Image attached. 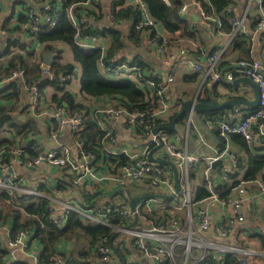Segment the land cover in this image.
Wrapping results in <instances>:
<instances>
[{
  "label": "built area",
  "instance_id": "2783aa9c",
  "mask_svg": "<svg viewBox=\"0 0 264 264\" xmlns=\"http://www.w3.org/2000/svg\"><path fill=\"white\" fill-rule=\"evenodd\" d=\"M55 5L51 11V2L46 0L40 7V13H36L31 7L26 8V20L22 23L23 31L29 35L36 37L38 33H43L50 29L56 22L58 11L61 8L62 0H53ZM100 0H83L79 3H74L66 6L69 19L75 28L74 39L78 47L83 49L99 48L102 54L106 51L100 40L102 37L99 34H93L85 31L89 25L93 24L98 19ZM115 11L123 7H131L138 9L139 19L134 24L136 31H142L144 43L148 50L155 54L168 53L169 50L177 53L179 59L176 63L169 66V69L161 73L154 67L148 68L145 78L141 79L140 68L136 65L130 66L129 63H122L114 66L106 67L99 60L98 67L101 75L108 80L121 81L129 80L143 91L145 102L148 105L143 110L128 111L126 107L117 103V99L108 101L101 109L103 119L99 122V126L105 131L104 138L112 144L116 142V135L112 131V124L116 122L121 129L128 130L132 128L135 133L144 137L147 143L143 149L134 151L131 155H126L124 160L120 159L121 155L117 154L116 159L111 161L109 178L117 186L115 199L117 201H109L92 206L87 210H80L73 203L64 200H57L56 194L58 191H53L50 195L44 194L41 191L40 185L43 182V176L39 175L34 178L32 186L27 185L26 178L23 174L15 169V164L22 167L35 169L41 165L47 167H55L60 172V178H69L71 184L81 185L86 179L95 180L93 172V163L95 154L87 149L86 139L81 136L84 129V114L86 110L70 114L64 102L58 105L56 102L49 105L44 104L42 94L38 91L37 86L24 87L30 91V99L27 104V111L30 116L37 119L42 130L53 123L52 128L49 127V138L55 140L58 133L67 128L72 137V145L56 144L51 148H38V153L30 157L27 149L14 145L7 152H0V192L7 195L6 202L10 204L12 210L30 216L21 205L18 197L24 194L36 197H45L48 200V216L50 222L62 229L65 227L69 213L75 211L82 219L90 220L94 224L102 225L111 228L119 233L118 242L122 246L125 243H131L136 248L141 257L151 264H176L175 247H184V257L180 264H187L190 257L191 247H203L199 242V237L195 231L189 230L187 238L186 232L182 229L179 221L175 217H169L157 226L153 225L147 218V214L165 209L167 202L160 198H148L139 201L134 209L129 205V196H126L128 186L132 181L135 184L147 185L154 188L156 193L174 192L172 171L167 170L163 165L151 163L147 160L149 149L155 148V153L160 152V156H155L157 160L171 161L178 175L180 185L179 193L174 197V200L181 199L183 204L190 206V176L192 171L199 165H202L201 176L204 185L208 188L209 195L201 200L200 205L195 212V217L198 221L199 230L205 232L212 226L211 209L216 204H220L227 211L228 216L224 223L215 225V230L220 237H225L229 232V226L234 222L245 221L242 214L246 204L252 205L255 202L256 195L251 193L246 187L245 182L240 181L236 185L229 183L230 173L237 167L236 153L231 149L229 144V136L232 134L242 136L248 143H251L254 138V133L263 135L264 128V64L256 59L250 61L238 60L230 66L221 67V56L223 51H209L205 48H198L196 43L189 37L174 35L163 36L156 30V23L148 14L147 6L140 0L132 2L122 0H112ZM169 3L168 0H164ZM247 7L240 10L238 6L233 5L227 11L231 13L230 23L232 30L230 33H225L222 30L221 22L216 18L214 12L203 6L201 0H183L179 9V15L186 16L191 9L197 12V16L205 29L212 34L226 35L232 40L235 37H253L258 33H264V9L262 8V0H246ZM115 4V5H114ZM60 5V8L58 6ZM253 5L258 12L253 26L252 33L249 34L243 27L246 10ZM89 9L83 13L76 11L78 7ZM1 12V4H0ZM182 17V16H181ZM109 18L114 20L112 12H109ZM152 29L156 30L157 36H151ZM108 39V38H107ZM195 51L193 60L187 58L191 50ZM3 50H0V54ZM5 57V56H4ZM185 58V59H184ZM188 66L192 71L201 74L202 85L196 96L201 97L203 89L210 85L225 84L229 89H234L232 82L240 77H247L253 81L258 88V103L255 108L246 112L235 110V113L240 117L235 122H227L226 120H206L201 118L196 112L190 111L186 115L187 127L194 122L197 117L203 127L217 135L221 143L224 142L222 149L216 156L205 158L189 155L185 149L180 148V136L169 135L167 132L160 130L157 135L152 133L155 127L154 119L160 120L163 116L172 113L180 103L173 100L170 96V89L175 83V72L178 66ZM43 77L51 80L50 67L45 66L42 69ZM25 70L22 67H16L12 73L5 79L0 81V89L3 88L8 81L24 82ZM74 77L73 74L67 77H60L63 82L66 79ZM244 91V90H243ZM197 115V116H196ZM113 121V123H111ZM48 128V127H47ZM34 139L33 137H31ZM226 156L232 162L230 168H222L220 170L219 180L227 185L228 195L222 201L218 202V192L214 189L216 186V177L211 175L210 166L214 161ZM258 187V193L264 195V182L255 181ZM87 183H85L86 185ZM64 185V184H63ZM171 193V194H172ZM61 194V193H60ZM62 195V194H61ZM122 198V200H119ZM218 202V203H217ZM207 203V204H206ZM216 203V204H215ZM250 212V211H249ZM137 221L132 225L134 218ZM264 235V228L262 229ZM34 230L19 229L7 241L8 252L3 259V264H14L22 261L24 255H29L33 264H64V258L56 251L48 257L46 261H41L38 254L33 251L28 254V241L33 237ZM108 238L103 237L98 241L95 253L106 261L109 256H113V251L107 243ZM242 251L235 246L212 247L205 253L202 252L194 263H197L204 258L211 257L216 263L222 264L224 256L227 254L237 255ZM245 252V251H244ZM243 263V259L239 258ZM125 264H135L132 260Z\"/></svg>",
  "mask_w": 264,
  "mask_h": 264
},
{
  "label": "crops",
  "instance_id": "0c3cea01",
  "mask_svg": "<svg viewBox=\"0 0 264 264\" xmlns=\"http://www.w3.org/2000/svg\"><path fill=\"white\" fill-rule=\"evenodd\" d=\"M45 1L46 0H0V4H1L0 23H4L6 17L9 16L10 13L12 12V17L9 21V25H11L10 27L17 26V33L15 34V38L21 45H23V48L19 46L18 47L11 46L10 47L11 52L7 53L5 57L10 58L11 53H23L24 51L30 50L31 52L34 53V57L37 60L41 59L43 61L44 53L46 51H49L56 54V56L53 58L54 61L58 57L57 52L55 51L60 50L59 53L60 62L63 64H68V63L73 64V68L70 71V74L71 75L73 74L74 77L67 79L64 91L72 96L75 103L80 104L82 107H84V109L87 108L90 111L100 113L101 119H103L101 109L103 108L104 105L108 103V101H111L112 99L115 98L117 99L118 104L122 105L123 102L120 101L119 98L115 96L88 97L82 94V92L80 91V84H79V79L81 76V68L79 64L74 63L73 57L68 47L61 42L40 43L34 36L29 35L27 32L23 31L22 29L21 25L26 20L25 17V13L27 10L26 8L31 7L36 13H40L39 9L44 4ZM126 1L132 2L134 0H126ZM180 1L182 3L183 0ZM242 1L246 2L245 6L247 7L246 0H239L237 6L240 7V2ZM98 4H99L98 6L99 14H98V19L93 23L94 30L102 29L106 25H109L111 23L109 18V12L111 11V6L113 7V1L100 0ZM252 7L253 10H251ZM58 8H60V5L58 6ZM86 9H89V6L87 8L78 7L76 11L81 14ZM257 14L258 12L256 11L253 5H251L246 10V16L244 18L243 27L246 30V32L249 34L252 33L251 29ZM181 16L180 18L196 26L198 32L196 33L194 38L192 37L190 38L196 43V46L198 48H205L209 51H215L217 49L223 51V54L221 56L223 68H226L230 66L233 62L238 61L240 56L242 57L246 56L244 52H240V50L234 47V43L226 35L212 34L210 31L206 30L204 25L200 23L199 18L197 16V12L195 10L193 9L189 10L184 18L183 15ZM118 28L123 33H125L127 26L121 23L119 24ZM156 28L158 33H160L163 36L166 37L168 35L169 37L174 36L168 34V32L163 28V26L160 23H158ZM179 34L180 33L177 32L175 35H179ZM104 37L106 38L100 40V43L102 44L104 49H107L110 45V39H107L109 38L108 36H104ZM240 39L247 41L249 46L250 44H252V50L251 51L249 50L248 57L249 58L252 57L256 60H259L264 64V33L255 34L251 39L250 37L249 38L243 37ZM47 44L51 45L52 50L55 51L44 50V47ZM2 46L4 47L6 46V44H3ZM142 46L144 47H141L142 49H140V54L145 58L147 64L145 70L142 72L144 75L147 74L148 68L151 67H154L161 73H164L169 69L170 65H173L178 60H180L177 53L171 50H169L168 53L159 54V55L151 51L149 54H146L145 50L148 49L146 48L143 39H142ZM195 51L198 52L199 50L197 49H195L194 51L191 50L187 55V58L193 60V56H195L196 54ZM137 52L139 51L137 50ZM1 59H4V56L1 57ZM130 60H131V52L127 51V56H126L127 62L124 63H129L128 61ZM53 61L51 65L53 64ZM44 65L48 66L45 63ZM129 65L132 66L135 64L129 63ZM202 80L203 79L200 73L192 71L188 66H182V65L178 66L175 72V83L170 89V96L173 98L174 101L180 103V107H178L172 113L163 116L161 119L168 118L173 114L179 112L183 101H185L186 99L192 98L195 99L196 101H201L202 99L208 97L210 101V96L212 92L214 93L213 99H216L218 101H224L226 99H230L229 98L230 96L239 97L246 101H253L254 99L252 88L246 83H239L238 85L234 86V89H229L225 84L210 85L209 87H205L203 89L202 91L203 94L201 97H197L196 94L199 91L200 86L202 85ZM60 94L61 93L59 91L57 92L53 88V86L51 85L46 86L43 89V94H42V99L44 104L49 105L50 103H53L54 102V100L52 99L53 96L56 95L57 97H59ZM29 99H30V91L28 89H23L19 96V101L26 102V104H28ZM123 106L126 107L127 105L123 104ZM225 108H227L225 114L230 118V121L226 119L223 120H226L227 122H235L239 119L241 112L243 113L248 110H251L249 109L248 106L225 107ZM126 109L128 111H134L132 109H128L127 107ZM235 110L241 112L237 114L235 113ZM197 114L201 118H203L202 115L199 114L198 112ZM22 117L24 118L25 115H22ZM111 123H113V121H111ZM169 124H163V125H169ZM52 125L53 123L49 122V125L47 126L48 128L44 127L37 134H34L33 138L35 139L38 148L39 147L51 148L56 144L72 145L73 137L67 128L60 131L55 140H51L49 138L50 131L48 129L49 127L52 128ZM111 128L114 134L116 135L115 138L116 142L112 144L109 140H105L104 142H102L101 147L98 148V154L97 153L95 154V161L93 163V172L96 177L95 180L86 179L81 185H74L71 184L69 178L61 179L60 172L58 169H56L55 167H47L44 165L29 170V168H25L18 164H15V169L19 173L25 176L28 186H32L34 178H36L39 175H42L43 182L40 185H42L41 191L42 190L45 191V192L42 191L43 193L50 195L54 190L58 191L62 195L60 193H57L56 194L57 200L69 201L73 203L76 207H78L80 210H87L92 206L100 203L117 201L114 196L117 191V186L108 176V174L110 173L111 161L116 159V156H118L117 154L121 155V153H124L126 157V155H131L134 151L143 149L145 147L144 144L147 143V141L144 137L135 133L132 128L128 130L121 129L119 124H117L116 122L112 124ZM174 128H176L178 132L177 135L180 136V143H179L180 148L185 149L188 154L190 152H196L197 150H200L204 154V155H200L201 156L200 158H205L209 156L218 155V152L222 149V144L219 141L217 135L207 131L197 117L194 118V122H192L188 127H187V123H185L184 127L183 126L181 127L175 122ZM163 131H167V130H163ZM169 135H176V134H169ZM0 136L2 138H8L10 135L7 132H2ZM228 141L231 149L236 153V160H237V167L234 169L232 173H230L229 183L233 184L234 182H240V181L243 182L248 167V157L246 156L242 147L239 146L233 140H231L230 137ZM22 143L23 141L22 139L20 140V137H17L14 140V145L22 146ZM248 144L254 155L264 156V128H263V135H257L256 133H254L253 141ZM150 150L151 149H149V151ZM155 152H156V148L152 154L153 158L154 155L160 156L161 151H159L158 153ZM219 160L221 162L216 164L215 168H212V164L210 166V171H212L213 174L215 173L213 175L210 172L211 175L213 177H216V186L214 187V189L216 190V192H218L217 195L218 202L221 200L223 201L228 195L226 187L225 189H221V188L217 189L219 185L221 186L226 185V183H223L222 181L219 180L220 170L222 168H228V167L230 168L229 164L232 162L226 156H223L217 161ZM163 166L170 172L172 171L171 167L168 164L163 163ZM201 168L202 165L197 166L192 171L191 174L193 177L192 179H190V185H189L190 199H191L190 206L183 204L181 199L174 200L173 198L170 200H165L167 201L166 210L168 209L169 211L170 214L169 217H175L178 219L180 226L182 227L184 232H186L184 237L187 238V232L189 230L191 231L194 230L196 236L199 237L198 238L199 242H201L203 247L199 248L196 246H192L191 249L193 252V256H191V258L197 260L198 256L202 252L205 253L206 251H209L212 247L221 248L226 245V246H235L241 249L242 252L240 254L233 255L236 257L238 264H264V235L261 232L262 229L264 228V220L261 218V212L262 210L264 211V195L258 193L257 184L255 182L253 183L245 182L244 184L245 187L249 191H251V193H254L256 195L255 202H253L251 206L246 204L243 208L242 214L245 217V221L234 222L232 225L229 226L228 234L225 237H220L217 234L214 226L217 224L222 225L225 221V218L228 216V213L224 209V207H222L220 204L215 203L216 205L211 209L213 215L212 226L209 228V230L202 232L199 230L198 221L194 216L196 209L200 205H202V203L201 200L195 203L192 202V196L195 188L202 186L201 182H203L204 184V181L201 176V171H202ZM172 177H173V173H172ZM85 183L87 184L85 185ZM137 185L139 184H135L131 182L126 192H124L125 195L131 198V197H139L143 195L156 193L154 188L148 187L147 185L146 186L142 185L144 186V188L146 187V189L138 187ZM173 187H174V177H173ZM203 187L209 193L208 188L205 185ZM171 193L172 192L168 191V193L165 194L169 195ZM6 198L7 196H3V197L0 196V248L3 252H5V256L7 255L8 252L7 241L17 231L16 230L13 232V228L16 221L21 223L30 218L21 212L12 210L10 204L6 202ZM119 200H122V198H119ZM173 209L179 211L183 210L184 213H186V216L180 218V216L176 217L172 215ZM70 247H71L70 243L66 241H62L54 245V251H56L57 253L63 256L64 264H66L65 257H68ZM123 247L127 249V253L125 257L122 256V258L124 259V264L130 260L135 262V264H151L150 262L144 260L141 257L139 252L136 250V248H134L131 245V243H125ZM27 250H28V254L35 251L40 259L42 245L39 242L38 238L35 237V234H33V237L28 241ZM239 258L243 259V263L239 261ZM113 260L117 263L116 259L113 258ZM20 262H24L25 264H33L29 255H24L22 261ZM119 264H121L120 258H119ZM187 264H191L190 260L188 261Z\"/></svg>",
  "mask_w": 264,
  "mask_h": 264
},
{
  "label": "trees",
  "instance_id": "16d2710c",
  "mask_svg": "<svg viewBox=\"0 0 264 264\" xmlns=\"http://www.w3.org/2000/svg\"><path fill=\"white\" fill-rule=\"evenodd\" d=\"M83 0H62V5L58 11V16L53 27L43 33H38L35 37L40 43L43 42H61L65 44L71 52L74 63L79 64L81 68V76L79 79L80 91L82 94L88 97H99V96H115L122 101V105H127L128 109L132 110H143L148 103L145 102V95L143 91L133 81L121 80L113 81L103 77L99 71L98 61L101 60L106 67L122 64L126 61L127 51L131 52V60L129 63L135 64L136 67L140 68L142 74L141 79L145 78L142 73L147 66L145 58L141 56L140 49H142V31H136L134 29L135 22L139 19L138 9L131 7H123L118 11H115L111 6V12L114 16V20L109 25H106L102 29L93 28V24L89 25L85 31L93 34H99L100 36H108L110 39V45L106 51L102 54L99 48L83 49L76 45L74 39L75 28L72 25L67 11L64 9L66 6L79 3ZM146 6L149 16L156 22L160 23L163 28L170 35H175L179 32V36H186L194 38L198 32L195 25L190 24L186 20L180 18L179 9L181 6L180 0H168L166 3L164 0H140ZM203 6L214 12V15L221 22L223 32L230 33L232 30L230 18L231 13H228V9L231 6L238 4L239 0H201ZM51 2V13L55 2ZM122 2V0H120ZM115 5V4H114ZM246 5L245 1L240 2V10L244 9ZM262 8L264 9V0H262ZM12 17V12L6 17L4 23H0V50L3 52L0 54V81L5 80L12 71L18 66L25 70L24 82L19 83L17 81H8V83L0 89V134L2 132L9 133L8 138H2L0 136V152H7L10 148L14 147V140L17 137L22 139L23 143L21 147L27 149L30 157L35 156L38 153V145L33 137L41 131L42 128L37 119L30 116L27 111L26 102L19 101V96L24 87L37 86L38 91L43 94V89L51 85L58 92L60 96H53L54 102L60 105L64 102L70 114L82 112L86 110L84 114V129L81 136L86 139L87 149L92 151L94 154H98V148L101 147L102 142L105 139V131L99 126V122L102 120L101 115L98 112H93L84 109L80 104L74 102L72 96L65 92V85L67 79L63 82L60 81V77H67L70 75V71L73 68V64H63L60 62V50H52L51 45L47 44L44 50H50L57 52L58 57L53 61L50 66V73L52 79L49 80L43 77L42 69L45 67L43 61L37 60L34 57V53L30 50L24 51L23 53H11L10 58L1 57L6 56L7 53L11 52V46H19L23 48L15 38L17 33V26L10 27L9 21ZM20 19V18H19ZM126 25V32L123 33L119 28V24ZM8 25V26H7ZM95 27V26H94ZM151 36H157L156 30L152 29ZM243 38V37H242ZM234 47L244 52L245 57L240 56L238 60L250 61L254 58L248 57L249 50H252V44H248L247 41L235 37L232 39ZM6 44V46H2ZM137 50L139 52H137ZM152 52V51H151ZM146 54L150 53V50H145ZM59 60V61H58ZM223 64L221 63V67ZM215 91V89H214ZM233 98V97H229ZM203 102H209V98L202 99ZM227 108L220 109L218 111H200L199 114L206 120H223L230 121V118L225 114ZM178 113V112H177ZM176 113V114H177ZM155 120V127L163 124H169L172 118L176 115ZM22 115H25L23 118ZM186 114L179 116L176 120V124L181 127L185 126ZM176 128L165 131L168 134H177ZM231 140L236 142L242 147L246 156L248 157V167L244 176V182H255L260 180L264 182V156L254 155L248 142L240 135L232 134L229 136ZM223 141L222 146L224 145ZM120 159L124 160L126 157L121 155ZM163 165V164H162ZM192 175L190 179H192ZM202 186L195 188L192 196V202L195 203L206 198L209 193ZM238 182H234L236 185ZM228 190L227 185H219L217 189ZM41 189V188H40ZM45 192L44 190H42ZM45 194V193H44ZM0 196H7L5 193L0 192ZM90 198V197H89ZM24 210L32 216L31 218L19 223L16 221L13 232L19 229H32L34 230L35 237L38 238L42 245V251L40 259L46 261L54 251V245L56 243L66 241L70 243V250L68 257H65L66 264H93L96 262L102 264H119V256L110 255L109 258L104 261L99 255L95 253L98 241L103 238H108V245L110 238H113V245L121 256L125 257L127 249L120 246L118 242L119 233L112 230L111 228L104 227L102 225L94 224L90 220L82 219L79 214L75 211L69 213L68 221L62 229H57L49 219L48 216V200L45 197H36L32 195L24 194L18 197ZM167 202V201H166ZM168 209H162L156 212L147 214L148 220L153 225L157 226L169 217ZM176 253V264H180L184 257V247L178 246L174 249ZM193 252L191 250L190 260L191 264H218L210 256L203 260L194 263V259L191 258ZM5 252L0 248V264L3 263ZM116 259L117 263L113 260ZM14 264H25L24 262ZM222 264H238L236 257L227 254L224 256Z\"/></svg>",
  "mask_w": 264,
  "mask_h": 264
},
{
  "label": "water",
  "instance_id": "95a60500",
  "mask_svg": "<svg viewBox=\"0 0 264 264\" xmlns=\"http://www.w3.org/2000/svg\"><path fill=\"white\" fill-rule=\"evenodd\" d=\"M56 56L55 53L46 51L43 55V62L50 66L53 58ZM239 83H246L248 84L253 91V101H246L244 99H241L239 97H233L230 99H226L224 101H218L214 98V93H211L210 96V101L209 102H203V101H196L195 99H186L185 101H183L182 106L179 110V112L172 118L171 123L169 125H162V126H156L153 128L152 133L154 135H157L158 131L160 130H172L174 128L175 122L177 120V118L179 116H182L184 114H187L190 111H194V112H200V111H218L220 109H223L225 107H246L248 106L249 109L255 108L257 103H258V88L257 85L251 81V79L247 78V77H240L235 79L232 84L234 86L238 85ZM162 145V142L160 141L159 145L157 147H155L156 149L159 148V146ZM155 148L151 149L148 154H147V158L150 162L152 163H158V164H163L166 163L168 164L171 169H172V173H173V177H174V192L172 194H163V193H153V194H148V195H143V196H139V197H131L129 200V205L131 207V209H134L135 205L141 201V200H145L148 198H160V199H164V200H170L173 199L180 190V185L178 182V175L175 169L174 164L171 161H167V160H157L154 159L152 154L155 151ZM219 161H214L212 163V168H215L216 164H218ZM132 183H134V181H132ZM261 218L264 220V211L262 210L261 212ZM137 221V217L134 218V221L132 222V225L135 224V222ZM114 236H112L110 238V247L113 251L114 254L118 255L120 260H121V264H124V259L122 258V256L120 255V253L117 251V249L114 247L112 241H113Z\"/></svg>",
  "mask_w": 264,
  "mask_h": 264
},
{
  "label": "rangeland",
  "instance_id": "374dc122",
  "mask_svg": "<svg viewBox=\"0 0 264 264\" xmlns=\"http://www.w3.org/2000/svg\"><path fill=\"white\" fill-rule=\"evenodd\" d=\"M185 1L189 2V0H185ZM251 10H253V7L251 8ZM189 154L192 155V156H195V157H201L200 155H204L203 152L200 151V150H197L196 152H190ZM195 154H197V155H195ZM211 173H212V171H211ZM137 186L138 187H141V188H144V186H142V185H137ZM144 189H146V187ZM180 205H183V204H180ZM172 215H174L176 217H179L180 216V218H182V217H185L186 216V213H184L183 210L179 211V210L173 209ZM93 264H102V263L96 262V263H93Z\"/></svg>",
  "mask_w": 264,
  "mask_h": 264
}]
</instances>
